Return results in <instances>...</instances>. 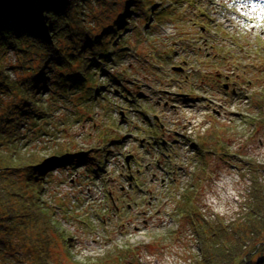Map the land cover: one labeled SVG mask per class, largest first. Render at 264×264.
Instances as JSON below:
<instances>
[{"label": "rangeland", "instance_id": "obj_1", "mask_svg": "<svg viewBox=\"0 0 264 264\" xmlns=\"http://www.w3.org/2000/svg\"><path fill=\"white\" fill-rule=\"evenodd\" d=\"M149 13L132 15L119 45L127 54L102 67L109 72L97 68L89 105L51 111V129L64 131L38 142L77 153L45 186L58 230L72 238L58 237L50 264H193L202 242L179 214L183 196L208 221L236 222L255 175L264 190V0H155ZM189 88L225 107L203 97L189 105L180 94ZM116 248L131 254L105 261ZM25 251L11 264H41Z\"/></svg>", "mask_w": 264, "mask_h": 264}, {"label": "trees", "instance_id": "obj_2", "mask_svg": "<svg viewBox=\"0 0 264 264\" xmlns=\"http://www.w3.org/2000/svg\"><path fill=\"white\" fill-rule=\"evenodd\" d=\"M154 6L155 0H0V264H11L10 256L25 248L50 264L51 257L57 261L58 237L72 239L58 230L55 206L45 197L53 172L77 154L56 142L46 148L53 144L47 138L64 131L51 129V111L89 105L97 68L109 72L102 67L127 54L119 45L126 42L121 36L130 30L132 15L150 16ZM12 52L15 61H9ZM251 184L236 222L217 215L208 221L189 192L183 196L179 214L202 242L193 264H264V190L256 175ZM130 254L116 248L105 261Z\"/></svg>", "mask_w": 264, "mask_h": 264}, {"label": "bare ground", "instance_id": "obj_3", "mask_svg": "<svg viewBox=\"0 0 264 264\" xmlns=\"http://www.w3.org/2000/svg\"><path fill=\"white\" fill-rule=\"evenodd\" d=\"M227 182V180H221L219 187L226 188ZM222 195L224 198H228L230 196V191L225 189L224 191H222Z\"/></svg>", "mask_w": 264, "mask_h": 264}, {"label": "water", "instance_id": "obj_4", "mask_svg": "<svg viewBox=\"0 0 264 264\" xmlns=\"http://www.w3.org/2000/svg\"><path fill=\"white\" fill-rule=\"evenodd\" d=\"M176 70H179V69H176ZM127 160H129V157L127 158Z\"/></svg>", "mask_w": 264, "mask_h": 264}]
</instances>
